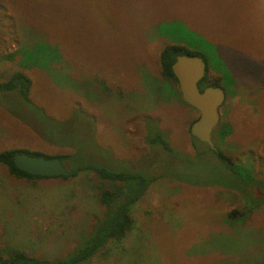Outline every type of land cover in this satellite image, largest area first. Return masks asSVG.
Segmentation results:
<instances>
[{"label": "rangeland", "instance_id": "1", "mask_svg": "<svg viewBox=\"0 0 264 264\" xmlns=\"http://www.w3.org/2000/svg\"><path fill=\"white\" fill-rule=\"evenodd\" d=\"M170 43L201 54L209 77L229 73L211 140L258 185L231 190L212 148L194 146L199 113L161 75ZM15 70L29 101L0 92V151L68 155L66 172L118 159L157 175L132 229L83 264H264V0H0V79ZM156 131L171 153L147 143ZM96 180L17 179L0 164L2 256H68L103 214ZM233 210L243 216L227 219Z\"/></svg>", "mask_w": 264, "mask_h": 264}, {"label": "trees", "instance_id": "2", "mask_svg": "<svg viewBox=\"0 0 264 264\" xmlns=\"http://www.w3.org/2000/svg\"><path fill=\"white\" fill-rule=\"evenodd\" d=\"M199 56L205 62V75L198 83L199 90L202 91L208 86L222 88L223 80L228 78L229 73L222 77L217 75L216 78L209 77L210 69L204 57L191 50L185 45L178 43H170L164 45L158 52V62L161 69V75L170 83L178 86L177 80L173 75L171 66L175 62L177 56ZM33 57V55L31 54ZM27 52L20 55L19 65L26 68L25 64L31 59ZM31 88V81L29 77L22 70H15L8 73L5 78L0 79V92L5 93L9 91H17L22 99L29 101V92ZM223 89V88H222ZM224 90V89H223ZM192 125V124H191ZM190 125V127H191ZM226 128V126H225ZM224 128V129H225ZM227 129V128H226ZM225 130L220 133L221 139L225 136ZM190 131V128H189ZM190 133V132H189ZM192 140L196 141L194 146L198 144V140L193 136ZM147 143L153 146L160 147L166 154L171 153V147L164 133L157 132L145 138ZM198 148L199 154H203V150ZM209 148V146H208ZM211 149V148H209ZM216 158L220 160L229 170L230 176L229 185L231 190L237 192H244L246 188L252 185L259 184V181L254 177L253 172L247 166L235 163L231 157L224 155L216 147L211 149ZM20 149H8L0 151V164H3L8 173L17 179H48L50 177L33 176L18 169L14 163L13 158L16 154L22 153ZM25 152V151H24ZM27 153V152H25ZM33 156H44L45 158H55L60 163L64 159L70 158L68 155L45 156L41 153H30ZM107 166L97 165L96 163H89L66 172V174L59 177L51 178H67L73 177L79 171L90 170L96 177V187H98V201L103 207V214L101 218L95 221L89 233H84L79 239V243L74 250L65 258L45 261L35 257L28 256L20 251H11L7 257H3L0 253L1 264H80L88 262L91 258L96 256L103 249L107 242L111 240H120L132 229L134 220L131 214L133 206L146 194L150 185L156 180L157 175L145 173V168H138L139 171L130 170L125 163L118 159L113 161L106 160ZM243 216L242 212L233 210L227 214V219L238 220ZM86 264V263H85Z\"/></svg>", "mask_w": 264, "mask_h": 264}, {"label": "water", "instance_id": "3", "mask_svg": "<svg viewBox=\"0 0 264 264\" xmlns=\"http://www.w3.org/2000/svg\"><path fill=\"white\" fill-rule=\"evenodd\" d=\"M171 69L183 102L199 113L190 127V135L214 148L211 133L219 122V108L224 102L225 91L212 86L199 90L198 83L205 75V62L199 56H177ZM13 163L21 171L33 176L51 178L66 174L63 165L54 158L18 153L14 156Z\"/></svg>", "mask_w": 264, "mask_h": 264}]
</instances>
